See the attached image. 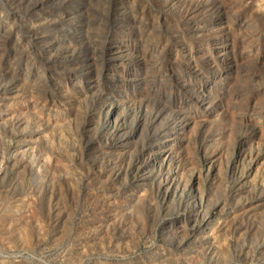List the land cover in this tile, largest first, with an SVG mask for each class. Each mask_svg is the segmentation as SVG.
Returning a JSON list of instances; mask_svg holds the SVG:
<instances>
[{"label": "rangeland", "instance_id": "obj_1", "mask_svg": "<svg viewBox=\"0 0 264 264\" xmlns=\"http://www.w3.org/2000/svg\"><path fill=\"white\" fill-rule=\"evenodd\" d=\"M0 264H264V0H0Z\"/></svg>", "mask_w": 264, "mask_h": 264}]
</instances>
